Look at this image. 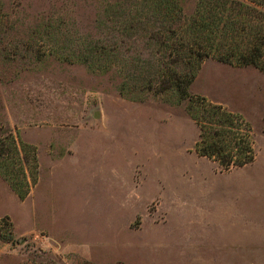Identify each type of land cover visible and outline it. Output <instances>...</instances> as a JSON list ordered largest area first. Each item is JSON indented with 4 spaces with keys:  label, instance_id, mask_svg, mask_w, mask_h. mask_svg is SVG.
Returning a JSON list of instances; mask_svg holds the SVG:
<instances>
[{
    "label": "rangeland",
    "instance_id": "374dc122",
    "mask_svg": "<svg viewBox=\"0 0 264 264\" xmlns=\"http://www.w3.org/2000/svg\"><path fill=\"white\" fill-rule=\"evenodd\" d=\"M197 2L0 0V136L42 168L24 201L0 178V264H210L240 257L248 225L264 264V75L206 59L189 87L251 127L255 161L226 172L195 153L187 101L148 89L145 27ZM103 163L118 170L106 186L89 176Z\"/></svg>",
    "mask_w": 264,
    "mask_h": 264
},
{
    "label": "trees",
    "instance_id": "16d2710c",
    "mask_svg": "<svg viewBox=\"0 0 264 264\" xmlns=\"http://www.w3.org/2000/svg\"><path fill=\"white\" fill-rule=\"evenodd\" d=\"M145 31L160 53L158 63L151 65L155 80L148 89L156 96L171 93L179 103L187 101L185 111L198 129V157L217 164L221 172L252 164L256 153L248 122L191 95L189 87L206 59L253 67L264 75V0H198L189 18L154 22ZM38 173L36 148L11 132L2 134L0 178L18 200L29 196Z\"/></svg>",
    "mask_w": 264,
    "mask_h": 264
},
{
    "label": "crops",
    "instance_id": "0c3cea01",
    "mask_svg": "<svg viewBox=\"0 0 264 264\" xmlns=\"http://www.w3.org/2000/svg\"><path fill=\"white\" fill-rule=\"evenodd\" d=\"M106 160L107 157L104 155V162H106ZM116 166H117L116 163L113 168L112 166L108 167L107 165H105V163H103V167L99 169L100 171L98 174L92 173V175L90 174L89 176L90 177L93 176L94 182L99 183V185L106 186L107 183L111 181L112 176L115 178L114 180L117 179L118 170ZM38 175H39V179H41L42 168H40ZM203 200L204 201L200 203V208H199L201 212H205L208 208H210V204H211L210 203L211 201H209V199H203ZM202 241L204 243L205 240L202 239ZM242 243H243V249L240 254V257H235L234 251L232 254H229V250L228 248H226L225 251L223 250L218 251L216 255L217 259H215V256L212 259L207 257V259H209L208 260L209 263L210 264H250L249 257H250L251 231L249 225H248V230L246 229V231L242 234ZM246 245L248 249H246Z\"/></svg>",
    "mask_w": 264,
    "mask_h": 264
}]
</instances>
